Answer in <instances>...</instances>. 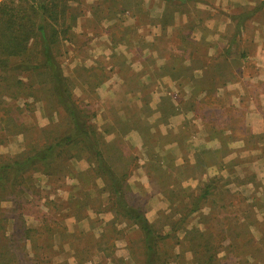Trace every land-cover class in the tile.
I'll use <instances>...</instances> for the list:
<instances>
[{
    "label": "rangeland",
    "instance_id": "obj_1",
    "mask_svg": "<svg viewBox=\"0 0 264 264\" xmlns=\"http://www.w3.org/2000/svg\"><path fill=\"white\" fill-rule=\"evenodd\" d=\"M206 1L221 20L231 10L218 32L190 13ZM68 5L73 27L51 56L122 196L159 235L155 264H264V0ZM41 46L0 57V164L70 131ZM46 169L4 173L0 264H144L140 230L82 142Z\"/></svg>",
    "mask_w": 264,
    "mask_h": 264
},
{
    "label": "trees",
    "instance_id": "obj_2",
    "mask_svg": "<svg viewBox=\"0 0 264 264\" xmlns=\"http://www.w3.org/2000/svg\"><path fill=\"white\" fill-rule=\"evenodd\" d=\"M70 1L74 0H36V4L30 0H0V57L8 59L22 56L30 45L29 41L38 39L37 33L38 31L41 32L42 64L50 72V91L55 102L62 106L67 113L70 123V131L55 138L50 144H46L22 158L9 161L7 164H0V182L3 180L6 171H12L13 175L17 176L40 165L46 171L56 153L82 142L88 153L94 157L99 175L106 181V188L109 196L112 197L115 211L131 221L140 230L144 246V264H155V248L159 235L156 234L153 226L145 218L144 212L140 208L128 204L122 196L121 178L102 160L97 148L98 143L92 142L90 137L93 136L92 127L84 114L78 110L76 101L72 99L71 89L66 80L62 78L50 53L49 44L55 39V27H51V32L45 37L42 25L37 23L38 19L40 20L41 17L45 16L46 21H51L55 26L56 24L58 26L64 25L67 10L70 8L68 5ZM70 17L71 15H69ZM52 36H54L53 40ZM161 264H166V262Z\"/></svg>",
    "mask_w": 264,
    "mask_h": 264
},
{
    "label": "crops",
    "instance_id": "obj_3",
    "mask_svg": "<svg viewBox=\"0 0 264 264\" xmlns=\"http://www.w3.org/2000/svg\"><path fill=\"white\" fill-rule=\"evenodd\" d=\"M40 1H43V0H40ZM186 1V0H185ZM221 1V0H220ZM223 2H227V0H222ZM237 1H239V0H235V2L237 3ZM248 2V1H247ZM207 3H208V5H207ZM201 4V3H200ZM220 4H221V2H220ZM235 4V3H234ZM194 7H196V8H194V9H196V11H194V12H190L191 13V15H193L194 16V18L196 19V23H200L201 22V16L199 15V17L197 16V14H196V12H202V8H203V12L205 13V14H207V15H209V16H207L209 19H208V22H205V27H208V29H210V30H212V31H214V29L218 32L220 29H221V27L222 26H224V25H227L229 22H228V20H229V14H230V12H231V10H222L223 12H221V14H222V16H224L225 17V20H221V15L219 16V14L217 13V15L215 14L216 12H215V10H212V7H213V5L210 3V2H207L206 1V3H204L203 5L201 4L200 6H199V4H195V6ZM216 8H219V5L218 4H216ZM69 10H71V9H68L67 10V13H66V15L69 13V14H71L70 12H69ZM161 12H156V14H160ZM215 14V15H214ZM45 18V16H43V18L41 17V19L39 20H37V23H39V24H41L42 25V29H43V33H45V37H47L48 36V31L46 30V25H47V21H46V18ZM43 19V20H42ZM66 21H67V16H66V19H65V24L64 25H60V26H58L57 24H56V26L54 25V27H55V31H56V35H55V39H54V42H63V41H65L66 39L64 38V28H65V30L67 31V30H71L72 29V25H67V23H66ZM211 24H214V26H211ZM158 27H160L159 25H161V23H159V24H156ZM152 26H154V25H152ZM156 26V27H157ZM47 33V34H46ZM47 35V36H46ZM37 36H38V42H42V35H41V32H39L38 31V33H37ZM30 43L31 42H33V40L31 39L30 41H29ZM168 147H169V145H168ZM170 150H175V143H173V144H171L170 145Z\"/></svg>",
    "mask_w": 264,
    "mask_h": 264
}]
</instances>
